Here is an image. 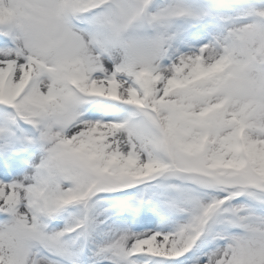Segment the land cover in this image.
Listing matches in <instances>:
<instances>
[{
  "label": "snow or ice",
  "instance_id": "obj_1",
  "mask_svg": "<svg viewBox=\"0 0 264 264\" xmlns=\"http://www.w3.org/2000/svg\"><path fill=\"white\" fill-rule=\"evenodd\" d=\"M0 264H264V0H0Z\"/></svg>",
  "mask_w": 264,
  "mask_h": 264
},
{
  "label": "rangeland",
  "instance_id": "obj_2",
  "mask_svg": "<svg viewBox=\"0 0 264 264\" xmlns=\"http://www.w3.org/2000/svg\"><path fill=\"white\" fill-rule=\"evenodd\" d=\"M102 195L107 196V194H102ZM116 195H119V193H113L111 196H116ZM65 216H66V214H65ZM65 223H66L65 217H60V218L53 220L52 225L54 227H57V228H62L65 225ZM169 226L170 225H166L165 227H169Z\"/></svg>",
  "mask_w": 264,
  "mask_h": 264
}]
</instances>
